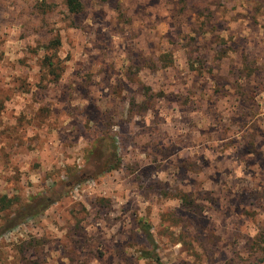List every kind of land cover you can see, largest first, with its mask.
Segmentation results:
<instances>
[{"label":"rangeland","instance_id":"rangeland-1","mask_svg":"<svg viewBox=\"0 0 264 264\" xmlns=\"http://www.w3.org/2000/svg\"><path fill=\"white\" fill-rule=\"evenodd\" d=\"M195 1L0 0V264H264V3Z\"/></svg>","mask_w":264,"mask_h":264},{"label":"trees","instance_id":"trees-1","mask_svg":"<svg viewBox=\"0 0 264 264\" xmlns=\"http://www.w3.org/2000/svg\"><path fill=\"white\" fill-rule=\"evenodd\" d=\"M261 1V0H260ZM261 3H264V0L261 1ZM64 4L65 7L67 9V11L70 14H76L78 12H80L82 10V3L81 0H64ZM184 4L188 5V7H190L191 9H204L202 8V4L199 1H195V0H184ZM208 17V15H206ZM201 25L203 27H206V22H202ZM56 43H59V40H55ZM48 65H51V62L48 63ZM106 142V139H104V143ZM99 150L95 149L90 156L87 158L88 160V169H91L90 171H95L97 170V172H100L101 170H112L115 169L119 163H120V159L117 156V151L115 148H109L107 147V149H103L100 150V156L97 155ZM104 155V156H103ZM101 169V170H100ZM100 170V171H99ZM90 177H92V175H90ZM58 197L57 194L54 195V198H50V197H43L41 200H37L35 202H32L30 204H27L23 207L22 211H20L21 213H24L25 217L28 215H33V214H38L39 212L43 211L44 209H46L48 207V205H50L51 200H55V198ZM14 199L13 198H9L6 194H2L0 195V213L5 211L6 209H9V207L12 205ZM187 204V208L192 210V211H197V209L190 207L188 204V202H186V200H184V205ZM15 219V220H14ZM12 220L9 221L7 226H1L0 227V233H2V231H5L6 229H10L13 228L18 222L17 219L18 218H14ZM139 229L144 232V234L146 233L149 241L152 240V237L150 236V232H149V225L145 224V222L141 223V220L139 221ZM142 257L144 258H151L154 259L155 261H158V257L156 254H153V252H148V251H144L142 252ZM261 262L264 261L263 258L260 259Z\"/></svg>","mask_w":264,"mask_h":264}]
</instances>
